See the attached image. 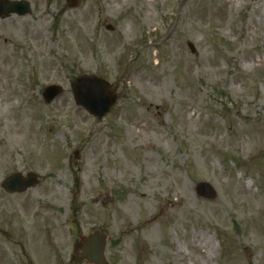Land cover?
<instances>
[{
    "label": "rangeland",
    "instance_id": "374dc122",
    "mask_svg": "<svg viewBox=\"0 0 264 264\" xmlns=\"http://www.w3.org/2000/svg\"><path fill=\"white\" fill-rule=\"evenodd\" d=\"M28 1L0 18V264L37 239L38 264H86L96 228L111 264H264V0ZM82 74L118 94L105 117ZM15 172L40 181L8 193Z\"/></svg>",
    "mask_w": 264,
    "mask_h": 264
},
{
    "label": "water",
    "instance_id": "95a60500",
    "mask_svg": "<svg viewBox=\"0 0 264 264\" xmlns=\"http://www.w3.org/2000/svg\"><path fill=\"white\" fill-rule=\"evenodd\" d=\"M67 1L72 8H77L82 3V0ZM30 12L29 2L0 0V17H7L12 13L24 15ZM189 45L193 51V44L189 43ZM109 86V82L103 78L89 75L77 76L72 82L76 103L99 118L106 116L112 105L117 101L116 94L109 91ZM61 93L62 87L51 85L46 88L43 97L46 102H52ZM36 184V174L30 173L27 176L15 174L6 179L3 186L10 192H22ZM196 189L205 198L214 199L217 196L215 188L209 182H199ZM106 247L107 235L99 229H95L88 235L80 236L74 243V251L77 257L89 264H111L106 256Z\"/></svg>",
    "mask_w": 264,
    "mask_h": 264
},
{
    "label": "flooded vegetation",
    "instance_id": "af4514ba",
    "mask_svg": "<svg viewBox=\"0 0 264 264\" xmlns=\"http://www.w3.org/2000/svg\"><path fill=\"white\" fill-rule=\"evenodd\" d=\"M38 219V218H37ZM37 252V260H36V264H38V239H37V242H36V250H35V254Z\"/></svg>",
    "mask_w": 264,
    "mask_h": 264
},
{
    "label": "bare ground",
    "instance_id": "6f19581e",
    "mask_svg": "<svg viewBox=\"0 0 264 264\" xmlns=\"http://www.w3.org/2000/svg\"><path fill=\"white\" fill-rule=\"evenodd\" d=\"M0 249H1V247H0ZM3 253H4V251H3Z\"/></svg>",
    "mask_w": 264,
    "mask_h": 264
}]
</instances>
